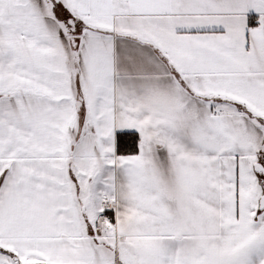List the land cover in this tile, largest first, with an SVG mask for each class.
Returning a JSON list of instances; mask_svg holds the SVG:
<instances>
[{
    "label": "snow or ice",
    "instance_id": "snow-or-ice-1",
    "mask_svg": "<svg viewBox=\"0 0 264 264\" xmlns=\"http://www.w3.org/2000/svg\"><path fill=\"white\" fill-rule=\"evenodd\" d=\"M0 264H264V0H0Z\"/></svg>",
    "mask_w": 264,
    "mask_h": 264
}]
</instances>
